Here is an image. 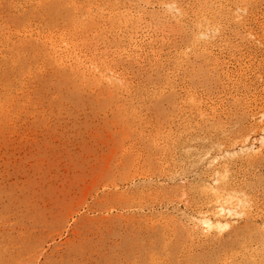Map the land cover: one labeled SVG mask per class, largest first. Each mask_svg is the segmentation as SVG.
I'll return each instance as SVG.
<instances>
[{
    "label": "rangeland",
    "instance_id": "obj_1",
    "mask_svg": "<svg viewBox=\"0 0 264 264\" xmlns=\"http://www.w3.org/2000/svg\"><path fill=\"white\" fill-rule=\"evenodd\" d=\"M132 1L115 8L162 22L141 20L129 40L110 7L78 11L89 0H0V264H244L242 247L191 231L228 157L213 159L257 145L264 0ZM197 9L224 14L207 46L189 28ZM103 58L113 87L89 72ZM263 171L264 153L230 173L250 186L257 225Z\"/></svg>",
    "mask_w": 264,
    "mask_h": 264
},
{
    "label": "bare ground",
    "instance_id": "obj_2",
    "mask_svg": "<svg viewBox=\"0 0 264 264\" xmlns=\"http://www.w3.org/2000/svg\"><path fill=\"white\" fill-rule=\"evenodd\" d=\"M91 2L90 7H82L76 6L78 11L82 12L84 9L88 8V13L91 11V8L96 7L95 11L98 13H102L105 10V7H110L112 10L108 13L110 15V23L113 26L118 24H125L126 26V36L129 40L132 38L134 32L138 29V24L141 20L148 18V20L154 21L159 20V18L153 16H144L139 15L136 21H129L132 19V15L126 11L125 15L120 11L118 7L121 0H89ZM133 2L132 0H125ZM102 2V4L98 3ZM210 2V0H207ZM147 4L149 2H146ZM23 4V3H22ZM96 4V6H94ZM141 5V4H140ZM150 7V6H149ZM154 7V6H153ZM211 8V5L209 6ZM165 8V7H164ZM166 8L169 11L176 12L178 15H185L175 3L168 4ZM238 10V9H237ZM208 11V12H205ZM239 11V10H238ZM244 11V10H243ZM242 11V13H243ZM245 12V11H244ZM136 13V12H134ZM237 14V13H236ZM244 14V13H243ZM221 15H224L221 12H217L216 10H207V9H197L193 12V19H190L188 24H190L191 31L194 33V36H197V40L203 42L204 45L210 44L212 36L217 33V31L221 28ZM96 16H99L96 14ZM260 17V16H259ZM225 19V18H223ZM179 20V19H178ZM250 20V19H249ZM162 22L161 20H159ZM257 21V20H256ZM152 24V23H151ZM242 29V28H241ZM150 31V30H149ZM247 31V30H246ZM146 32V31H145ZM197 32V33H196ZM256 34V33H255ZM153 36V35H152ZM264 37V36H263ZM152 38V37H151ZM222 39V38H221ZM233 39V38H232ZM239 39V38H238ZM258 39V38H257ZM216 40V39H215ZM261 41V39H260ZM214 42V41H213ZM107 43V42H106ZM121 43L117 42L119 46ZM217 43V42H216ZM232 43V42H231ZM255 43V42H254ZM136 44V43H135ZM140 44V43H139ZM215 44V43H214ZM201 44V46H204ZM139 46V45H138ZM222 46V45H221ZM59 47V46H58ZM205 47V46H204ZM184 49V48H183ZM210 49V48H209ZM218 49V48H217ZM252 49V48H251ZM75 50V49H74ZM207 50V49H206ZM220 50V49H219ZM226 50V49H225ZM127 51V50H126ZM129 51V50H128ZM71 53V52H70ZM73 53V52H72ZM79 53V52H78ZM81 53V52H80ZM219 53V52H218ZM225 53V52H224ZM246 53V52H245ZM203 51L199 53L198 58L203 56ZM77 55V54H76ZM94 55V54H93ZM188 55V54H187ZM89 56V55H88ZM80 57V56H79ZM248 57V56H247ZM77 58V57H76ZM92 59V58H90ZM258 59V58H257ZM83 61L79 65V68H83V76L86 75L89 69L86 66H83ZM230 61V60H229ZM240 61V60H239ZM220 62V61H219ZM256 62V61H255ZM264 62V61H263ZM75 63V62H74ZM86 63V62H85ZM222 63V62H221ZM260 63V62H259ZM96 64V63H95ZM112 63L103 58L100 61V65L95 66L89 72H92L93 75H98L99 80H110L111 87L115 85L113 82L115 76L110 77V73H108L111 68ZM200 66V65H199ZM253 66V65H252ZM236 67V66H235ZM238 67V66H237ZM248 67V66H247ZM90 68V67H89ZM105 70L108 74L104 75L101 70ZM229 68V67H228ZM231 68V67H230ZM234 68V67H233ZM263 68V67H262ZM261 68V69H262ZM238 69V68H237ZM240 69V68H239ZM244 69V68H243ZM247 70V69H246ZM253 70V69H252ZM255 70V69H254ZM263 70V69H262ZM196 74H198L197 70L194 68ZM199 73L205 74L206 69L203 67H199ZM236 71V70H235ZM258 71V69H257ZM256 71V72H257ZM114 72V71H113ZM176 72V71H175ZM238 72V71H237ZM236 72V73H237ZM259 72V71H258ZM171 73V72H170ZM249 73V72H248ZM263 73V72H262ZM231 74V73H230ZM256 74V73H255ZM261 74V73H260ZM170 75V74H169ZM251 75V73H250ZM255 76V75H254ZM258 76V75H256ZM261 76V75H260ZM81 77V75H80ZM106 77V79H104ZM231 77V76H230ZM239 77V76H238ZM263 77V76H262ZM117 78V77H116ZM128 78V77H127ZM253 78V77H252ZM260 78V77H259ZM258 78V79H259ZM264 78V77H263ZM20 79V78H19ZM125 79V78H124ZM201 79V78H200ZM240 79V78H239ZM192 80V77L191 79ZM254 80V79H253ZM203 81V80H202ZM241 81V80H240ZM250 82V81H249ZM257 82V81H256ZM131 83V82H130ZM129 83V84H130ZM232 83V82H231ZM234 83V82H233ZM244 83V82H243ZM253 83V82H252ZM258 83V82H257ZM263 83V82H262ZM230 84V82H229ZM256 84V83H254ZM261 84V83H260ZM139 85V84H138ZM253 85V84H252ZM257 85V84H256ZM10 86V85H9ZM128 88V87H127ZM143 88V87H142ZM151 88V87H150ZM13 89V88H12ZM146 89V88H145ZM260 89V88H258ZM131 90V89H130ZM148 90V88H147ZM146 91V90H145ZM157 91V90H156ZM191 91V90H190ZM250 91V90H249ZM255 91V90H254ZM155 92V91H154ZM241 92V91H240ZM244 92V91H243ZM260 92V91H259ZM148 93V92H147ZM231 93V92H230ZM158 93H156L157 95ZM194 94V93H193ZM216 94V93H215ZM255 94V93H254ZM253 94V95H254ZM136 95V94H135ZM200 95V94H199ZM227 95V94H226ZM238 95V94H237ZM242 95V94H241ZM249 95V94H248ZM262 95V94H260ZM140 96V95H139ZM204 96V95H203ZM259 96V95H258ZM223 97V96H222ZM241 97V96H240ZM2 99V98H1ZM187 99V98H186ZM197 102V101H196ZM201 103V102H200ZM212 104V103H211ZM264 105V103H263ZM143 106V105H142ZM219 106V105H218ZM251 106V105H250ZM220 107V106H219ZM225 107V106H223ZM202 108V107H201ZM1 109V107H0ZM221 109V108H220ZM216 112V111H215ZM187 113V112H186ZM218 114V113H217ZM258 114V112H257ZM209 115V114H208ZM259 115V114H258ZM257 115V116H258ZM191 116V115H190ZM200 117V116H199ZM261 124H260V133L254 139L257 141V145L249 144L250 137H247L241 145H239L238 150H227L225 151L223 156H218L213 159V163L219 161V159L228 157V159L221 164L220 167L216 168L213 175V183L204 187V192L209 196V205L206 207V211H202L194 217V230H192V234H197L200 239L203 241H213L218 240L222 242L224 245L227 244L229 247L238 246L242 247V256L244 264H264V220H262L261 224L257 225V222L252 223V219L254 217V208H255V200L250 193L249 185H238L233 184L230 179L231 169L237 165H254L263 155L264 153V112L261 113ZM196 119V117H194ZM256 118V117H255ZM225 119V118H224ZM195 121V120H194ZM200 121V119H199ZM211 121V120H210ZM191 122V121H190ZM202 122V121H201ZM194 123V122H193ZM190 124V123H189ZM200 124V123H199ZM208 124V123H207ZM202 125V123H201ZM194 128V127H193ZM151 131V130H150ZM217 132V131H216ZM174 133V132H173ZM172 133V134H173ZM216 134V133H215ZM220 134V133H219ZM205 135V134H204ZM151 136V134H150ZM189 136V135H188ZM205 137V136H204ZM180 138V137H179ZM22 139V138H21ZM218 139V138H217ZM178 140V139H177ZM193 140V139H192ZM181 141V140H180ZM194 141V140H193ZM178 142V141H177ZM184 143V142H183ZM211 143V142H210ZM221 143V142H220ZM234 143V142H233ZM161 144V143H160ZM201 144V143H199ZM236 144V143H235ZM180 145V144H179ZM183 145V144H182ZM158 146V145H157ZM187 146V145H186ZM191 146V145H190ZM198 146V145H197ZM215 146V145H214ZM213 146V147H214ZM231 146V144H230ZM179 147V146H178ZM181 147V146H180ZM182 148V147H181ZM180 148V149H181ZM211 148V147H210ZM178 151V150H177ZM188 151V150H187ZM190 151V150H189ZM193 151V150H192ZM166 152V151H165ZM185 152V151H184ZM195 152V151H194ZM198 153V152H197ZM216 153V152H215ZM203 154V153H202ZM186 155V153L184 154ZM193 155V154H192ZM143 156V155H142ZM179 156V155H178ZM190 156V155H189ZM186 157V156H185ZM184 157V158H185ZM202 157V156H200ZM199 157V158H200ZM183 158V159H184ZM188 158V157H187ZM190 158V157H189ZM198 158V160H199ZM185 160V159H184ZM197 160V161H198ZM224 160V159H223ZM180 161V160H179ZM192 161V160H190ZM222 162V161H221ZM181 163V162H180ZM187 163V162H186ZM204 164V163H203ZM218 165V164H217ZM185 167V166H184ZM246 167V166H245ZM183 168V167H182ZM237 168V167H236ZM242 168V167H241ZM247 168V167H246ZM164 170V169H163ZM174 170V169H173ZM238 170V168H237ZM132 171V170H131ZM133 172V171H132ZM264 172V171H263ZM129 173V172H128ZM236 173V172H235ZM210 174V173H209ZM242 174V173H240ZM145 176V175H144ZM164 177V176H163ZM166 178V177H165ZM189 178V177H187ZM140 179V178H139ZM184 179V178H183ZM239 179V178H238ZM145 180V179H143ZM155 180V179H153ZM159 180V179H158ZM192 180V179H191ZM244 180V179H243ZM157 181V180H156ZM179 181V180H178ZM238 181V180H237ZM241 181V180H240ZM245 181V180H244ZM134 182V180H133ZM137 182V180H136ZM162 182V181H161ZM209 182V181H208ZM118 183V182H117ZM185 185V184H184ZM206 185V184H205ZM125 186V185H124ZM123 186V187H124ZM185 187V186H184ZM101 188V187H100ZM158 188V187H157ZM161 188V187H160ZM124 189V188H123ZM164 189V188H163ZM162 189V190H163ZM102 190V189H101ZM100 190V191H101ZM120 190V189H119ZM143 190V188H142ZM151 190V189H150ZM148 191V190H147ZM102 192V191H101ZM143 194V193H142ZM153 194V193H152ZM151 195V194H150ZM152 196V195H151ZM157 196V195H156ZM89 199V198H88ZM185 199V198H184ZM183 199V200H184ZM140 200V199H139ZM89 201V200H88ZM141 201V200H140ZM136 202V201H135ZM207 202V201H206ZM259 202V201H258ZM49 204V203H48ZM179 204V203H178ZM208 204V203H207ZM260 206V205H259ZM43 207V206H42ZM181 207V206H180ZM193 207V206H192ZM86 208V207H85ZM259 208V207H258ZM170 209V208H168ZM185 209V208H184ZM190 209V208H189ZM84 210V209H83ZM116 210V209H115ZM129 210V209H128ZM127 210V211H128ZM135 210V209H134ZM145 210V209H144ZM155 210V209H154ZM118 211V210H117ZM123 211V210H122ZM126 211V210H125ZM133 211V210H132ZM137 211V210H136ZM152 211V209H151ZM171 211V210H170ZM186 211V210H185ZM198 211V210H197ZM134 212V211H133ZM163 212V211H162ZM199 212V211H198ZM114 213V211H113ZM120 213V212H119ZM123 213V212H122ZM145 213V211H144ZM176 213V212H175ZM104 214V213H103ZM108 214V213H107ZM91 215V214H89ZM109 215V214H108ZM147 215V213H146ZM180 215V214H179ZM194 215V214H193ZM168 216V214H167ZM171 216V215H170ZM169 216V217H170ZM78 217V216H77ZM166 217V215L164 216ZM264 217V215H263ZM69 219V218H68ZM74 219V217H73ZM163 219V218H162ZM166 219V218H165ZM263 219V218H262ZM149 220V219H148ZM154 220V218H152ZM171 220V219H169ZM176 220V219H175ZM183 220V219H182ZM70 221V220H69ZM72 221V220H71ZM150 221V220H149ZM178 221V220H177ZM144 222V221H143ZM158 222V221H157ZM260 222V221H259ZM161 223V222H160ZM72 224V223H71ZM70 224V225H71ZM162 224V223H161ZM174 224V223H173ZM238 224H244L243 227H237ZM27 225V224H26ZM172 226V225H170ZM192 226V225H191ZM124 227V226H122ZM193 227V226H192ZM26 228V226H25ZM30 229V228H29ZM168 229V228H167ZM171 230V229H170ZM190 230V229H189ZM68 231V230H67ZM70 231V230H69ZM68 231V232H69ZM165 232H167L165 230ZM13 234V233H12ZM126 235V234H125ZM128 236V235H127ZM144 236V235H143ZM120 237V236H119ZM165 237V236H164ZM172 238V237H171ZM167 239V238H166ZM170 239V238H168ZM57 240V239H56ZM191 240V239H190ZM201 242V241H200ZM51 243V242H50ZM116 244V243H115ZM52 245V244H51ZM115 246V245H114ZM166 246V245H165ZM46 248V247H45ZM46 253V252H45ZM47 254V253H46ZM153 256V255H152ZM154 257V256H153ZM228 257V256H227ZM100 258V257H99ZM240 258V257H239ZM238 258V259H239ZM35 259V258H34ZM122 259V258H121ZM228 259V258H227ZM36 260V259H35ZM41 261V260H40ZM98 261H100L98 259ZM151 261V260H150ZM124 262V261H123ZM122 262V264H123ZM94 263V262H93ZM10 264V263H9ZM98 264V263H97ZM125 264V263H124ZM220 264H229L227 260L221 262Z\"/></svg>",
    "mask_w": 264,
    "mask_h": 264
}]
</instances>
